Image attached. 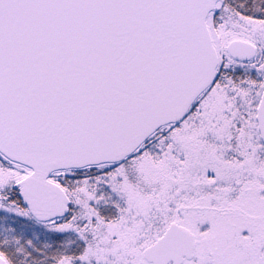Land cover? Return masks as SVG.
<instances>
[{
  "label": "snow or ice",
  "instance_id": "obj_1",
  "mask_svg": "<svg viewBox=\"0 0 264 264\" xmlns=\"http://www.w3.org/2000/svg\"><path fill=\"white\" fill-rule=\"evenodd\" d=\"M0 264H264V0H0Z\"/></svg>",
  "mask_w": 264,
  "mask_h": 264
}]
</instances>
